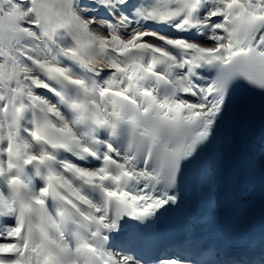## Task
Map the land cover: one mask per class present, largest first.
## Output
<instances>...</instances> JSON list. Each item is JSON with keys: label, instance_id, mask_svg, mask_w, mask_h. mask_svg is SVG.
Listing matches in <instances>:
<instances>
[{"label": "snow or ice", "instance_id": "snow-or-ice-1", "mask_svg": "<svg viewBox=\"0 0 264 264\" xmlns=\"http://www.w3.org/2000/svg\"><path fill=\"white\" fill-rule=\"evenodd\" d=\"M241 82L264 93V0H0V264H264L125 243Z\"/></svg>", "mask_w": 264, "mask_h": 264}, {"label": "bare ground", "instance_id": "bare-ground-1", "mask_svg": "<svg viewBox=\"0 0 264 264\" xmlns=\"http://www.w3.org/2000/svg\"><path fill=\"white\" fill-rule=\"evenodd\" d=\"M227 121H229V119ZM227 121H225V123L223 125H221L220 128L216 131L215 136H214V138L211 139L210 143L222 140V138L220 136H224L226 134V132L229 130V127L226 123ZM221 142H223V141H221ZM225 147L229 148L226 145H225ZM197 156H199V153ZM195 158L193 161H196ZM183 180L184 179H180V178L178 179L177 191L179 194V203L175 206L170 207L172 209L183 208V209L189 210L192 208V204L190 203V197H189V195H191V192L188 189V185ZM162 212H163V214H160V213L157 214V216L155 218H153L151 221H149L146 226L136 227V234L138 236H143L149 231V229H153L156 227H162L163 224L166 223V217L163 215H168V213H166L165 211L162 210ZM174 221H175V223L182 225L183 229L185 230V232L188 236H195L204 230L203 225L198 220H196L192 217L181 215L178 218L174 219ZM130 239H132V238H129V236L126 237V239H125L126 245L130 246ZM172 252H175V250H170V251L166 252L165 255L170 254Z\"/></svg>", "mask_w": 264, "mask_h": 264}]
</instances>
